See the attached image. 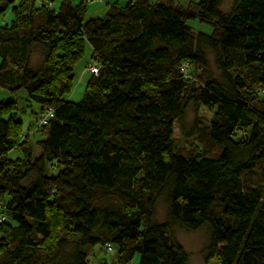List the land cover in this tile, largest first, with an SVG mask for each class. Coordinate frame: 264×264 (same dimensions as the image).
Listing matches in <instances>:
<instances>
[{"label": "trees", "instance_id": "trees-1", "mask_svg": "<svg viewBox=\"0 0 264 264\" xmlns=\"http://www.w3.org/2000/svg\"><path fill=\"white\" fill-rule=\"evenodd\" d=\"M17 1L0 0V86L26 90L54 117L34 158L17 101L0 104V264H57L69 244L67 264H89L97 246L116 250L117 264H190L169 225L154 222L162 192L174 224L209 226L206 264H264V0H235L229 13L224 0H127L88 21L84 2ZM88 44L101 70L71 102ZM34 45L47 51L37 71ZM190 104L212 116L199 143L181 148L175 125Z\"/></svg>", "mask_w": 264, "mask_h": 264}, {"label": "rangeland", "instance_id": "rangeland-1", "mask_svg": "<svg viewBox=\"0 0 264 264\" xmlns=\"http://www.w3.org/2000/svg\"><path fill=\"white\" fill-rule=\"evenodd\" d=\"M173 1L177 6L188 9L192 6L193 2H198L199 0ZM17 2H19V0ZM72 2L75 6L80 5L83 2L85 3L87 6L85 21L105 17L109 9L115 4L119 7H124L127 4V0H72ZM234 2L235 0H224L221 10L224 13L231 12ZM50 5L53 10H58L60 1L56 0ZM12 16L13 15L11 11L8 10L1 20L2 22L10 23L13 18ZM189 24L196 32L211 34L213 31L211 25L202 23L199 20L190 21ZM91 52V48L88 46L85 56L82 59L78 69H80L81 66L85 67V64L90 63L89 56L91 55ZM206 54L209 62V71L211 77L220 85H224L222 74L217 68L213 53L207 50ZM46 55L47 51L42 46L34 45L31 49L30 56L31 69L34 71L40 69L46 58ZM91 61L93 62L92 58ZM78 72L79 71L77 70L76 73ZM90 76L91 74L89 70H87V67L85 75L82 77L79 73L76 75L75 86L71 95L69 96V100L71 102L78 103L83 99L86 91L87 81ZM11 100H16L18 103L19 109L16 113L23 122L22 135L23 137L27 135L30 136L33 145L34 158H36L41 154V148L36 145V142L42 140V135L38 132L39 116L41 113L40 106L28 98L26 90H20L14 94L9 89H5L0 86V104L9 102ZM211 116L212 112L208 108L204 106L196 107L194 104H190L184 116L175 125L174 136L178 140L179 146L181 148H190L191 146L198 144L199 140L196 135V131L200 125L210 121ZM14 156L15 155H11V157ZM51 174L56 175L57 172ZM31 180H33L32 177L26 180L24 184L28 185ZM154 222L160 224L167 223L169 225L172 239L183 247L189 256L190 264H206L205 257L207 255V247L210 241L209 226L206 225L197 231H187L181 226L174 224L169 218L166 192L160 193L157 197ZM64 251V254L59 259L57 264H67L69 255L73 251V246L69 244ZM138 262L139 259L136 257L130 264H138ZM89 264H117L116 250L112 252L109 250L107 251L101 246L91 248L89 251Z\"/></svg>", "mask_w": 264, "mask_h": 264}, {"label": "built area", "instance_id": "built-area-1", "mask_svg": "<svg viewBox=\"0 0 264 264\" xmlns=\"http://www.w3.org/2000/svg\"><path fill=\"white\" fill-rule=\"evenodd\" d=\"M101 1V0H98ZM87 70H89L90 73H93L95 75H98L100 73L101 70V65L96 64L94 62H90L87 66ZM180 71L181 73L184 75L185 78L191 79V75H190V67L187 63H183L180 67ZM54 117V111L51 109H46L44 110V112L42 113V115L39 118V123H38V128H40L43 125L48 124V122L50 121V119H52ZM6 218L4 215L0 216V222L5 221ZM108 250H111V247H108Z\"/></svg>", "mask_w": 264, "mask_h": 264}, {"label": "crops", "instance_id": "crops-1", "mask_svg": "<svg viewBox=\"0 0 264 264\" xmlns=\"http://www.w3.org/2000/svg\"><path fill=\"white\" fill-rule=\"evenodd\" d=\"M88 46L91 48V51H92V52H91V55L89 56V57H90V62H91L93 49H92L91 45H86V50H87ZM87 63H89V62H87ZM80 64H81V62L76 66V68H75V70H74L75 80H76V75H77L78 73H79L80 76L82 77L83 75H85V72H86V67H87L88 64H85V67H82V66H81V68L78 69L79 66H80ZM77 70L79 71L78 73H76ZM68 100H69V97H68ZM11 155H15V156H14V157H11ZM8 157H9L10 159L21 158V153H20L19 151H12V152H10V153L8 154Z\"/></svg>", "mask_w": 264, "mask_h": 264}]
</instances>
